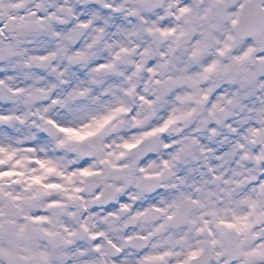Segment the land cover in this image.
Listing matches in <instances>:
<instances>
[{
    "label": "clouds",
    "instance_id": "clouds-1",
    "mask_svg": "<svg viewBox=\"0 0 264 264\" xmlns=\"http://www.w3.org/2000/svg\"><path fill=\"white\" fill-rule=\"evenodd\" d=\"M0 264H264V0H0Z\"/></svg>",
    "mask_w": 264,
    "mask_h": 264
}]
</instances>
